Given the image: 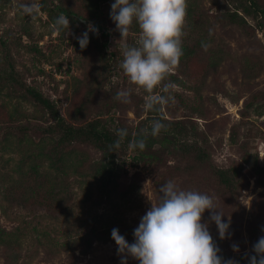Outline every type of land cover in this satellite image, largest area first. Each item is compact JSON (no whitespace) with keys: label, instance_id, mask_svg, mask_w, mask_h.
<instances>
[{"label":"trees","instance_id":"obj_1","mask_svg":"<svg viewBox=\"0 0 264 264\" xmlns=\"http://www.w3.org/2000/svg\"><path fill=\"white\" fill-rule=\"evenodd\" d=\"M85 1L87 5L73 7L69 0H38L42 5L40 10L47 13L52 23L60 14L67 16L70 23L91 21L104 39L98 41L97 34L93 32L89 36V43L83 52V77L74 78L72 93L66 94V106L62 112L54 100L27 83L25 75L16 69L11 60H6L7 56H3V60L0 58V147L8 150V144L13 140V146L26 148L14 165L16 178H12L1 191L7 208L22 207L32 216L58 220L64 216V211L69 210L68 178L71 176L81 179L83 183L90 184L87 180L97 183L100 199L110 198L114 194L121 197L129 195L137 187L120 173L122 164L117 163L128 153L136 166L147 167L155 173L160 186L179 177H201L203 185L214 196L221 198L225 207H232L244 186L245 177L260 178L264 174L258 154L249 153L252 134L247 130L238 143L240 162L224 168L212 161L211 142L196 121V116H202L200 109L182 98L179 100L186 114L181 119L167 118L162 111L163 106H159L158 112L145 111L146 93L138 95L134 92L130 107L135 121L129 124L112 115L120 103L114 99L117 91L107 90L95 80L101 65L108 66L116 60L115 53L106 50L109 34L102 25L104 21H100L101 6L109 0H80ZM188 1V23L184 25L185 35L182 37L183 55L177 69L169 74L166 81L179 87H186L182 77L198 78L195 82L200 81L202 85L207 72L218 67L222 60L217 47L202 51L201 44L207 39L201 25V18H205V15L198 3ZM210 10L212 21L209 25L237 26L247 36L256 31L264 36V0H210ZM190 39L196 40L190 44ZM198 51L204 52L206 57L195 60ZM190 90L199 93V87H190ZM154 92L161 94L159 89ZM259 98L264 99V95L254 93L244 101L241 118H248L246 111L254 106L257 112L262 109L258 105ZM9 105H12L11 109ZM23 105L31 106L33 112L23 111ZM153 119H161L167 125L166 130H161L156 137L149 135L145 150H129L128 143L141 138V130L150 127ZM120 128H126L128 136L119 150L110 151L109 146L118 139L116 131ZM231 141L235 144L233 134ZM86 149L98 153V157H92ZM90 225L89 232L79 230L74 234L73 246L84 253L91 248L94 240H109L115 244L111 238L114 228L129 244L134 242L135 226H115L100 219H94ZM249 227L253 247L264 236L263 196L250 208ZM48 236V233L43 235ZM21 238L20 232L7 231L0 224V251L7 264H16L20 256L17 249L21 246ZM219 244L216 242L220 255L224 252V259H230L231 255ZM252 247L249 255L233 256V260L237 264H249V257L254 254Z\"/></svg>","mask_w":264,"mask_h":264},{"label":"rangeland","instance_id":"obj_2","mask_svg":"<svg viewBox=\"0 0 264 264\" xmlns=\"http://www.w3.org/2000/svg\"><path fill=\"white\" fill-rule=\"evenodd\" d=\"M69 1L73 7L87 5L86 1ZM191 1L198 3L205 15V18H201L202 32L207 36L203 42L210 44L208 49L217 47L221 51L222 60L215 69L206 70L209 71L202 85L200 81L195 82L198 78L182 77L186 87L176 86L172 89L173 99L163 105L162 111L167 118L181 119L186 112L181 107L183 105L179 98L196 105L202 115L196 116V121L208 135L212 145V161L218 167L226 168L240 162L238 143L249 130L252 134L249 153L258 154L259 163L264 169V99H258V105L262 109L257 112L254 106L246 111L248 118H241L244 101L254 93L264 95V36L259 31L247 36L237 26L209 25L212 21L210 0ZM30 2L33 0H0V58L3 60V56H7L6 60H11L16 69L25 75L27 83L54 100L62 112L66 106V94L72 93L74 78L83 77L84 49L80 48L76 37L88 30L90 24L93 26V22H69V30L64 29L57 33L46 12L39 10L35 20L21 14L19 4ZM188 2L186 0L187 8ZM112 3L114 0H109L101 6L100 21H104L102 25L109 34L106 50L115 53L116 60L109 65L107 63L108 66L101 65L95 80L107 90L118 92L134 87L128 83L120 64L123 60V48L126 45L136 46L140 29L134 21L128 37L120 40V34L110 19ZM187 23L188 19L185 17V24ZM91 35L92 32H89L90 37ZM97 40L104 41L99 30ZM190 40L192 44L196 39ZM202 51L206 52L204 49ZM204 52L198 51L195 60L206 57ZM190 87H199V93L190 90ZM134 93L144 95L142 90ZM11 108L12 105H9V109ZM21 108L27 113L33 112L31 106L23 105ZM112 115L129 124L135 121L130 103L120 102ZM232 134L235 144L231 141ZM14 143L12 140L8 144V150L0 147V224L7 231H18L22 234L21 246L17 249L20 256L15 263L121 264L117 246L113 242L94 240L91 248L84 253L73 246L76 237L74 234L79 230L83 233L89 232L94 219L106 220L115 226L121 224L137 228L141 218L150 210L152 203H157L160 195V184L155 179V173L147 167L136 166L128 153L126 158L119 159L117 163L122 164L120 173L132 180L137 187L133 193L123 197L114 194L110 198L100 199L97 183L90 180H87L90 184L85 181L83 183L80 182L81 179L71 176L68 178L69 210L64 211V216L58 220L32 216L22 207L7 208L1 197L3 188L12 178H16L14 165L26 150L23 146H13ZM86 151L92 157H98V153L90 149ZM201 179L179 177L174 182L180 189L196 190L212 196L218 210L225 215L223 222L228 223L230 220L228 235L221 240L215 223L210 222V212L205 211L201 222L209 223V232L214 243H220L219 246L231 255L230 259L233 256L249 255L252 247L250 208L260 196L264 197V174L260 178L248 175L245 177L244 186L232 207H225L221 198L214 196ZM44 233H48L49 238L43 237ZM233 244L238 246V253L230 247ZM221 256L225 258L224 252ZM0 264H7L2 251ZM127 264L139 262L129 256Z\"/></svg>","mask_w":264,"mask_h":264},{"label":"clouds","instance_id":"obj_3","mask_svg":"<svg viewBox=\"0 0 264 264\" xmlns=\"http://www.w3.org/2000/svg\"><path fill=\"white\" fill-rule=\"evenodd\" d=\"M41 7L38 0L19 4L21 14L31 20L37 18ZM186 8V0H114L110 19L120 34V40L128 37L134 21L140 29L136 46L126 45L123 48L120 64L128 83L134 87L118 91L115 100L128 104L132 93L142 90L146 93L145 111L158 112L159 106L173 99L170 91L176 85L166 81L169 74L177 69L183 55ZM53 28L57 33L69 30L67 16L60 14ZM89 32L98 34V29L90 24L88 30L76 37L81 49L89 43ZM201 47L207 51L210 44L202 42ZM157 89L161 94L154 92ZM166 128L161 119H153L150 127L141 130V138L128 143V149L145 150L147 137H156ZM116 135L118 139L109 146L110 151L121 148L128 131L120 128ZM158 192L157 203H152L134 229L133 243L129 244L118 229H112L111 238L117 245L121 264H127L129 256L139 264H237L235 260H225L220 255V249L209 232V223L201 222L208 210L210 222L215 223L219 238L224 240L228 235L230 220L223 222L225 215L218 210L212 196L196 190L180 189L173 180L160 186ZM232 248L234 252H239L237 245L233 244ZM252 252L254 254L249 257V264H264V236L253 245Z\"/></svg>","mask_w":264,"mask_h":264}]
</instances>
